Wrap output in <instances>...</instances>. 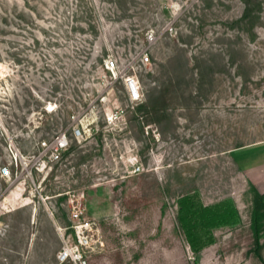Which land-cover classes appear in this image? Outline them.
I'll return each instance as SVG.
<instances>
[{
  "label": "rangeland",
  "instance_id": "rangeland-1",
  "mask_svg": "<svg viewBox=\"0 0 264 264\" xmlns=\"http://www.w3.org/2000/svg\"><path fill=\"white\" fill-rule=\"evenodd\" d=\"M262 142L264 0H0V264L75 246L89 264H199L185 197L237 213L201 233L203 264H255L233 153Z\"/></svg>",
  "mask_w": 264,
  "mask_h": 264
},
{
  "label": "trees",
  "instance_id": "trees-1",
  "mask_svg": "<svg viewBox=\"0 0 264 264\" xmlns=\"http://www.w3.org/2000/svg\"><path fill=\"white\" fill-rule=\"evenodd\" d=\"M255 196L256 201L251 213L250 227L254 241L253 253L262 262L260 254L262 245L259 241L264 238V195L255 193ZM178 208L177 220L185 232L191 252L195 255L205 246L201 240L203 238L201 233H209L207 239L211 244L213 238L210 230L217 226L234 224L237 217L236 210L231 204L226 205L224 202L202 209L193 203L191 199L185 197L178 201Z\"/></svg>",
  "mask_w": 264,
  "mask_h": 264
},
{
  "label": "crops",
  "instance_id": "crops-1",
  "mask_svg": "<svg viewBox=\"0 0 264 264\" xmlns=\"http://www.w3.org/2000/svg\"><path fill=\"white\" fill-rule=\"evenodd\" d=\"M233 157L238 167L237 170L245 182L251 186L253 191L258 195H264V142L240 147L234 151ZM212 247L213 245H210L199 251L196 255L199 264H203V261L207 258V250ZM260 254L263 263L252 256H249L247 262L251 261L255 264H264V245Z\"/></svg>",
  "mask_w": 264,
  "mask_h": 264
},
{
  "label": "built area",
  "instance_id": "built-area-1",
  "mask_svg": "<svg viewBox=\"0 0 264 264\" xmlns=\"http://www.w3.org/2000/svg\"><path fill=\"white\" fill-rule=\"evenodd\" d=\"M150 38V37H149ZM140 61L145 63L148 61V56L146 54L141 55ZM107 67L112 66L111 63H106ZM126 90L127 95L130 101H136L139 99V83L134 77H126ZM78 130L75 131V134H78ZM66 140L64 137L58 140V147H61L65 144ZM58 147H55V150H58ZM1 174L8 176V171L6 168L1 169ZM81 231V227H74V233L78 236ZM56 264H89L83 253L78 249V246L74 248H63L56 255Z\"/></svg>",
  "mask_w": 264,
  "mask_h": 264
}]
</instances>
